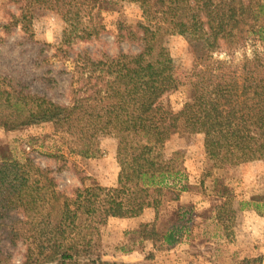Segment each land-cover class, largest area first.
<instances>
[{
  "label": "trees",
  "instance_id": "16d2710c",
  "mask_svg": "<svg viewBox=\"0 0 264 264\" xmlns=\"http://www.w3.org/2000/svg\"><path fill=\"white\" fill-rule=\"evenodd\" d=\"M22 1L11 26L24 33L32 10L51 11L64 22L55 57L67 61L73 53L69 99L26 94L0 75V129L50 124L69 153L83 159L95 158L99 138L110 135L119 172L115 186L90 184L69 197L53 172L32 159H0V264H11L9 249L18 244L21 264H125L95 256L91 236L110 218H135L151 208L156 220L164 201L178 203L186 177L178 153L166 159L163 146L180 126L203 136L204 153L218 167L264 161V1L111 0L138 6L139 51L99 58L72 49L97 35L95 0ZM175 34L196 50L192 94L176 112L162 104L181 86L162 49L163 39ZM144 238L169 244L174 236L151 229Z\"/></svg>",
  "mask_w": 264,
  "mask_h": 264
},
{
  "label": "rangeland",
  "instance_id": "374dc122",
  "mask_svg": "<svg viewBox=\"0 0 264 264\" xmlns=\"http://www.w3.org/2000/svg\"><path fill=\"white\" fill-rule=\"evenodd\" d=\"M95 1L91 18L98 27L97 35L78 41L72 49L92 58L137 53L136 24L143 22L138 6ZM22 5V0H0V27L9 26L0 28V75L6 78L5 85L22 87L26 94L67 103L73 53L67 61L55 57L64 22L51 11L32 10L30 32L24 33L20 26H11ZM162 49L181 82L178 90L162 98V104L176 112L192 94L189 72L196 50L178 34L165 37ZM65 142L50 124L11 132L0 129V159H32L53 172L58 190L69 197L76 188L90 184L115 186L119 168L114 137H100L99 153L92 159L70 154ZM174 153H178L187 184L178 203L171 207L167 205L170 201H164L156 220L150 208L145 218L153 217L150 223L135 222V218L108 219L98 236H91L90 250L104 261L125 264H245L244 259L264 264V161L218 167L204 153L203 136L188 134L182 126L163 146L164 158H172ZM151 229L162 234L171 231L172 243L145 239L144 233ZM9 253L11 264L22 263L21 244Z\"/></svg>",
  "mask_w": 264,
  "mask_h": 264
},
{
  "label": "crops",
  "instance_id": "0c3cea01",
  "mask_svg": "<svg viewBox=\"0 0 264 264\" xmlns=\"http://www.w3.org/2000/svg\"><path fill=\"white\" fill-rule=\"evenodd\" d=\"M150 210H151L150 208L145 209L141 213V215H139L137 218L135 217L134 221L135 222H143V223L147 222V223H150L152 221L153 217L145 219L149 215ZM153 216H155V215L153 214ZM186 259H188V258L186 257ZM212 259H214V257ZM196 264H201V263H196Z\"/></svg>",
  "mask_w": 264,
  "mask_h": 264
}]
</instances>
